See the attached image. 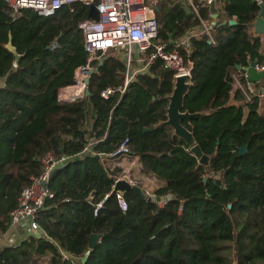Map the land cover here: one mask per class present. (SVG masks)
Returning <instances> with one entry per match:
<instances>
[{"label":"trees","instance_id":"obj_1","mask_svg":"<svg viewBox=\"0 0 264 264\" xmlns=\"http://www.w3.org/2000/svg\"><path fill=\"white\" fill-rule=\"evenodd\" d=\"M215 1L221 6L214 24L210 3L195 0L197 13L177 0L156 1L157 41L167 49L199 33L189 40L190 52L179 50L185 64L193 63L183 110L208 112L183 121L209 156L203 164L172 127L145 130L167 119L176 73L163 60L121 97L106 100L101 91L121 84L126 70V61L109 52L90 78V94L60 101L59 89L88 61L78 27L87 9L75 4L74 11L66 6L45 16L25 8L14 17L0 0V233L9 230L23 189L43 170L42 157L72 155L51 176L54 197L37 215L48 237L3 246L0 264H40L43 256L50 264H73L62 251L81 264H264L263 87L255 94L246 87L249 100L237 89L238 102H231L234 72L247 86L237 65L264 61L263 38L251 27L261 6L257 0ZM203 21L212 24L209 34L201 31ZM91 137L101 139L94 150L104 152L129 137L143 172L164 183L155 194L172 197L148 200L128 190L122 209L99 156L82 153ZM244 145L248 150L240 154ZM93 233L98 243L83 262Z\"/></svg>","mask_w":264,"mask_h":264},{"label":"built area","instance_id":"obj_2","mask_svg":"<svg viewBox=\"0 0 264 264\" xmlns=\"http://www.w3.org/2000/svg\"><path fill=\"white\" fill-rule=\"evenodd\" d=\"M7 11L12 16L25 8L34 9L39 14L50 16L55 15L63 7H71L74 11L75 4H81L87 9V18L78 24L83 36L84 46L88 52V61L78 66L74 72V81L63 86L58 91L60 101H74L82 99L86 95L88 85L86 79L90 77V70L102 61L109 52L119 51L126 61V70L123 82L116 86H108L101 91L104 99L122 96L129 88L130 84L141 73L148 72L155 60H163L166 67L175 71V81L178 75L190 74L193 63H184L183 56L179 48L185 47L190 52V38L199 33L184 35L174 45L173 49H167L164 43L158 42V24L156 17L157 6L153 0H3ZM193 9L198 13V8L192 0H189ZM261 5L262 0H257ZM211 0H208L210 3ZM95 6L99 13V19L88 17L89 9ZM203 32L210 33L211 27L203 21ZM58 46L54 43L51 48ZM137 63V65H136ZM257 70H264V61L257 65ZM240 75H244L247 80V73L243 70ZM251 83V82H249ZM242 87V84H241ZM245 91V90H244ZM248 100L249 94L246 93ZM101 139L89 138L82 153H92L98 155L101 163L113 178L112 190L120 180H127L131 185H137L142 189L146 198L153 197L156 200L154 183L147 175L137 177L136 173L142 169L140 157L132 151V144L129 137L124 138L114 150L104 152L94 150ZM72 155H54L51 152L42 157L43 170L40 174L33 176L31 183L26 186L19 199L18 206L11 211L12 222L27 220L29 222V232L35 235L37 232L48 237L37 221L39 211L44 207L45 201L54 197V191L49 187L52 172L61 165H65ZM119 205L122 209H127L128 203L121 192H115ZM109 194L105 195L107 198ZM94 192L89 197L92 199ZM149 200V199H148ZM102 202L97 203V207L102 206ZM66 259H71L73 264H81L80 259L73 258L72 254L62 251ZM42 264H50L44 262Z\"/></svg>","mask_w":264,"mask_h":264},{"label":"water","instance_id":"obj_3","mask_svg":"<svg viewBox=\"0 0 264 264\" xmlns=\"http://www.w3.org/2000/svg\"><path fill=\"white\" fill-rule=\"evenodd\" d=\"M211 11L213 12V17L217 19L218 17V11L219 9L216 8V1L211 0ZM261 11L259 12L257 16V23L262 24V29L264 31V3H261ZM187 8V7H186ZM158 9V8H157ZM188 9V8H187ZM88 17L92 19H99V13L96 10L95 6H91L89 9ZM226 22V21H225ZM235 21H230V23ZM215 21H213V24ZM256 23V22H255ZM255 23L251 24V27H254ZM201 29H204L202 26ZM16 54V62H18L20 58V54L17 53L16 48L11 49ZM107 56H104L102 61L99 62L98 66L92 68L90 70V77L86 79L87 85L90 83L91 76L98 72L99 66L103 64ZM259 64L258 61L251 62L246 67H241L240 65H237L238 68H242L247 73V81L256 83L264 79V70H257V65ZM192 75L190 74H183L178 75L176 77L175 86L173 89L172 94L169 96V105L167 108V119L164 121L159 122L156 126H151L145 128V130H153L156 127L160 126H170L174 129V134L182 138L188 146H190L191 151L195 154V156L199 159L200 163L208 164L209 163V156L204 154L202 148L197 143L196 138L193 134V132L183 123V121H186L188 123H191L193 119L201 118L203 116H206L208 112H195L191 113L189 111H184V105H185V98L187 93L189 92V89L192 85ZM86 95L90 94V90L86 89ZM95 126V125H94ZM248 150V145H244L240 147L239 152L240 154L246 153ZM64 165H61L58 169L62 168ZM55 169L52 172V175L58 170ZM128 190H134L141 198H146L145 194L142 192V189L137 185H131L127 180H120L116 183L114 189L112 190L113 193L115 192H121L122 194H125ZM172 197V194H167L165 197H156V201H168ZM149 200H152L153 197H149ZM231 206V205H230ZM38 237H41L42 234L38 233ZM99 235L97 233H93L90 237L89 242V251L87 254L82 258V261L85 262L87 260V255L89 252L94 249L98 243Z\"/></svg>","mask_w":264,"mask_h":264},{"label":"crops","instance_id":"obj_4","mask_svg":"<svg viewBox=\"0 0 264 264\" xmlns=\"http://www.w3.org/2000/svg\"><path fill=\"white\" fill-rule=\"evenodd\" d=\"M177 1L182 2L183 5H184V8L186 10H189L190 7L193 8V6L190 4L191 2L189 0H177ZM192 1L194 2L195 0H192ZM199 1L201 2L202 6H206V5L209 4L208 3V0H199ZM220 6H221L220 3H216V8H219V11H220ZM212 15H213V12H212ZM216 20L217 19H214V21H216ZM255 22L256 23H255L254 27L252 28V32H254V33L259 34V35L262 36V38H263V44L261 46V53L264 55V31L262 29V24L257 23V19H256ZM207 24L211 27L212 24H213V22H212L211 25L209 23H207ZM201 31H202V29H201ZM113 53H115L116 55H118V56H120V57H122L124 59L123 54L121 52H119V51H113ZM136 65H137V63H136ZM238 69H239L238 70L239 72H243V69L242 68H238ZM233 77L235 79V82H234V89L232 90L231 102L232 103H236L238 101H237V99H235V97H234L233 94H234V91L235 90L240 89L242 82L239 79V73L234 72L233 73ZM246 82H247V86H245V89H246V87L247 88L249 87L248 89H250V91L252 92L253 91V88H256L258 86H261L260 88L263 87V93H264V84H263L264 83V79L261 80V81H259V83H261L260 85L259 84L257 85V84L252 83V82L249 83L247 80H246ZM3 84H4V80L0 78V86H2ZM245 89H243V91ZM244 93L246 94L245 91H244ZM141 175H147L148 177L151 178V180H153V183H154L153 187L155 188L154 189L155 191L158 188H160V187H162L164 185L163 181H161L160 179L144 173L143 172V167H142V169H140L138 171V174L136 173V176L137 177H141ZM28 229H29V222L27 220H21L19 222H12V220H11V225H10L9 230L6 231L5 233H0V249L3 246L18 245V244H20L23 240H25L26 238H28L29 236H31V233L29 232ZM38 233L39 232H37L35 235H37ZM44 262H48L46 256H43L42 257V260H40V264H42Z\"/></svg>","mask_w":264,"mask_h":264},{"label":"rangeland","instance_id":"obj_5","mask_svg":"<svg viewBox=\"0 0 264 264\" xmlns=\"http://www.w3.org/2000/svg\"><path fill=\"white\" fill-rule=\"evenodd\" d=\"M156 1L157 0H153V2L156 4ZM261 83H259V85H260ZM264 84V83H263ZM245 86H246V84L244 83V82H242V87H240V89L243 91V89H245ZM260 87L261 86H258V87H256V88H253V91L251 92L250 91V93L251 94H254V93H258L259 92V89H260ZM249 88V87H248ZM246 90V89H245ZM250 90V89H249ZM244 92V91H243ZM261 96H262V99H263V105H262V110L264 111V93H262L261 94ZM91 125V121L89 122V124H88V126H90Z\"/></svg>","mask_w":264,"mask_h":264}]
</instances>
